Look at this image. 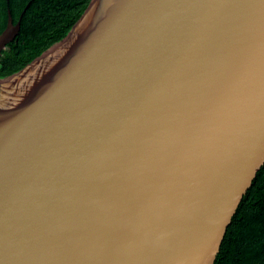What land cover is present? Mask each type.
<instances>
[{
    "label": "water",
    "instance_id": "obj_1",
    "mask_svg": "<svg viewBox=\"0 0 264 264\" xmlns=\"http://www.w3.org/2000/svg\"><path fill=\"white\" fill-rule=\"evenodd\" d=\"M263 163L264 0H90L0 78V264H214Z\"/></svg>",
    "mask_w": 264,
    "mask_h": 264
},
{
    "label": "trees",
    "instance_id": "obj_2",
    "mask_svg": "<svg viewBox=\"0 0 264 264\" xmlns=\"http://www.w3.org/2000/svg\"><path fill=\"white\" fill-rule=\"evenodd\" d=\"M90 0H0V34L20 20L17 36L0 56V78L22 70L65 37ZM214 264H264V163L226 229Z\"/></svg>",
    "mask_w": 264,
    "mask_h": 264
}]
</instances>
